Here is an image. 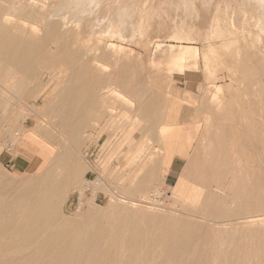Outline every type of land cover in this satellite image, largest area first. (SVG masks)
<instances>
[{
    "label": "bare ground",
    "instance_id": "6f19581e",
    "mask_svg": "<svg viewBox=\"0 0 264 264\" xmlns=\"http://www.w3.org/2000/svg\"><path fill=\"white\" fill-rule=\"evenodd\" d=\"M29 1L15 7L12 0H0V112L11 113L7 116L0 114V138L8 132L9 126H14V112L18 114L26 106L28 94H35L43 85L44 82L32 83L41 77L47 64L50 63L62 78L52 95L43 97L51 80L45 82L46 89L34 96L31 106L36 125L30 129L27 125L31 114L26 116L19 134L14 131L16 136L10 144L12 150L17 141L38 150L37 160L23 178L13 181L6 178L0 169V264H264V174L234 171L238 165L229 156L238 140L250 146L260 145L264 154V96L259 97L262 104L254 102V88L248 86L247 95L251 98L248 109L230 106L225 114L219 113L220 110L206 113L211 115L207 119L210 124L218 122V131L204 139L200 162L205 170H215L209 173V177L213 175L219 187L226 186L232 177L229 184L233 187L230 191L234 207L223 210L222 198L217 196L213 199L212 194H206L204 184L195 179L198 161L193 160L176 186L172 187L171 197L174 198V206L178 205L180 209L185 206L197 209L204 205L207 213L201 220L212 222L210 226H203L190 217L150 214L136 209L134 198L137 195L141 202L150 199L149 193L142 190L144 179L139 176H143L145 171L144 183L165 180L169 148L179 139L178 131L183 122L189 120L187 108L184 109L179 105V99H175L172 106L180 112V115H175L176 107L172 109L163 100L150 98L134 81L127 80L123 86L118 84V80L109 78L118 76V48L115 50L113 44L105 51V54L111 53L112 58L96 55L94 66L88 59L92 53H85L79 59L81 53L77 52L80 51L77 47L80 42L76 44L74 41L83 34L74 37L70 31L72 27L67 24L68 19L62 14L68 4L77 5L79 11L84 9L87 0H54L56 5L45 0H36L33 4ZM125 1L120 0L119 4L117 0L96 1L95 5L106 2L108 9L103 12L112 6L114 8L110 15L107 13L109 18L99 15L91 20L92 30L107 27L106 20L112 21L120 12L125 13L128 0ZM93 11L83 14L84 17L87 14L88 18H85L91 19ZM131 27H136L134 22ZM110 29L100 37L101 46L106 44ZM101 64L112 68L109 76L99 75L103 68ZM257 87H261L259 82ZM161 91L164 96L173 97L169 92ZM118 97L128 109L136 111L137 116L150 120L152 124L148 130L137 133L140 138L126 142L129 152L125 156V169L118 171L111 165L101 175L92 166L79 164L77 155L81 153L90 124L101 121L108 107L118 111V105L113 102ZM203 98L197 105L201 108L212 106ZM41 99L43 109L38 108ZM257 112L260 113L259 119L254 116ZM248 114L254 116L253 119ZM177 121L180 123L175 124ZM163 126L167 127V133L159 132ZM175 126L178 129H174ZM240 129L241 133H238ZM154 135L159 139L160 149L148 146L142 138ZM183 138L188 142L186 147L191 148L194 138L187 134ZM5 141L9 143L8 137ZM48 146L59 148L56 157H48L51 153ZM115 147L116 143L108 141L102 147V155ZM2 149L0 147V153ZM152 153L160 155V158H151ZM256 161L258 169H264V160ZM130 167L133 171L129 173ZM250 167L254 168L251 164ZM89 172L97 176L95 181L88 178ZM108 178L115 186L123 183L121 193H112ZM74 191L79 194L77 213L86 207L98 206L96 195L99 191L110 192L116 202L107 210L93 209L83 213L81 219H71L68 202ZM87 191H92L91 199H87ZM252 218L259 219L255 228L248 229L236 223L237 220ZM199 257L200 260L197 259Z\"/></svg>",
    "mask_w": 264,
    "mask_h": 264
},
{
    "label": "rangeland",
    "instance_id": "374dc122",
    "mask_svg": "<svg viewBox=\"0 0 264 264\" xmlns=\"http://www.w3.org/2000/svg\"><path fill=\"white\" fill-rule=\"evenodd\" d=\"M19 1L20 0H12L15 7L19 6V4L25 0ZM35 1L36 0H30L29 4H33ZM96 1L98 0H87L86 2L88 4H86L84 8L85 12H83L84 9L79 11L80 8L77 7V5H74V7L68 4L69 8L66 7L67 9L65 8L66 10L62 14L63 17L68 19H66L67 24L69 25L68 27H72L70 28L72 30H69L72 34H75L74 37H78L80 33L83 34L80 39L78 37L74 41L76 44L78 41L80 42V48L77 47L80 49V51L77 52H79V54L81 53L79 59H82L85 53H92V56L90 55L91 58L88 57V59L90 64L94 66L93 58L96 55H108L109 58H112L111 53L109 54L106 52L107 54H105V51L113 44L112 46L115 50L118 48V51H116V56L118 57V76L111 75L109 78L118 80V84L123 86H125L127 80H132L135 82L136 86L141 87L144 91L143 93L146 91L150 98L154 97L157 100H163L165 104H170V106L173 107L172 109L176 107L172 106L175 104V99H179V105H183L182 107L188 110L186 115H188L187 118L189 120L184 121L183 126L188 124L193 125L195 123L199 125L200 122L210 119V114L200 111L190 112L192 109H197L194 105L201 103L200 101L203 96L205 103L219 105V113L222 111L221 114H225L226 108L229 106H240L238 108L243 107L244 109L249 108V100L251 98L247 94L249 88L252 86L254 88V92H252L254 102L256 101V103L262 104V102H260V95L264 96V0H128L125 13L123 12L122 14L120 12L118 18L113 19L114 22L113 20H106L107 24L105 26L107 27H103V29L101 28L99 30H92V24L89 25L90 21L97 19L96 17L99 15L109 18L114 8L112 6L109 10L103 12L105 8L108 9L107 6H105L106 2L95 5ZM119 1L120 0H117L118 4ZM45 2H49L48 4L51 5L57 4L54 0H45ZM126 2L127 0L125 3ZM70 5L73 6V9ZM108 7H110V5ZM71 9L73 11H71ZM93 9L92 18L89 20L86 19L85 17L88 18V16H86L87 14L85 17L83 14ZM71 21H73L74 24ZM132 22H134L136 26L133 27V29L131 27ZM108 28H111L110 30H112V33H109V38L105 42L107 45L103 44L101 46L102 40L100 37H104L107 34ZM137 28H139V31ZM121 31L122 33L120 34ZM113 33L116 38L113 36ZM115 33H118V35ZM93 35H97L98 37ZM73 46L75 48L76 45L74 44ZM182 46L197 48L198 56L186 63L187 75H181L179 73L170 74L166 69L168 59H163L160 53L168 48H176L178 50ZM237 53L239 56L235 58V61H231L230 59L229 61L227 60L230 56L236 55ZM154 57L157 58V65L159 60L163 62L158 66L163 69V71H159V73L158 69L154 68V64L152 63ZM46 66L41 77L37 78L32 83V85H35V83L41 84L44 82L43 85L35 94H32L33 96H29L28 94L26 106H23V109L18 114L14 112L16 118L14 126L13 124L11 128L9 126L8 132L0 138V147L3 148L0 153V169L2 172H5L6 178L11 181L23 178L39 155L38 150L29 148L20 141L16 142L17 145L15 144L13 150L10 144L11 141L15 139L14 136H16L14 131L19 134L21 130L20 126L26 116L28 117L31 114L27 125L30 129L34 128L36 125L35 114L31 111V106L33 105L34 96L46 89L45 82L51 80L50 87L47 92L44 93L43 97L50 94L52 95V92L57 88V84L59 83L58 80L62 78V75L58 74V71L55 72L50 63ZM101 66L103 68H101L99 75L109 76V70L112 71V68H106L103 64H101ZM92 71L95 73L98 72L93 69ZM156 72L159 74L158 78L165 83V86H168L171 93L175 95H173L175 98L168 95L164 96L165 94L156 88L155 81L153 80L155 78L154 73ZM21 75L25 77L23 73ZM189 78L195 85L191 94L187 93V81ZM27 82H32V80H27ZM258 82L261 86L260 89L257 87ZM248 86L250 87L248 88ZM203 88L206 90L202 91ZM217 88L222 89L220 91L221 95L218 97L214 94V92H217ZM180 96H182V98H180ZM165 97L166 100L164 99ZM115 99H113V102L118 105V111H115L113 107H108L105 109V116L102 120L100 119L101 121L90 124V128L88 129L89 132L87 131L85 142L81 147V153L77 155L79 164L85 167L92 166L93 169L98 171L101 175H104L106 168L111 165L117 167L118 171H120V169H125L127 163L125 156L129 152L126 142H131V140L135 138H140L137 133L142 130L145 131V129L148 130V128L151 127L149 125L152 124L150 120L137 116L136 111L128 109L121 98L118 97L116 99L117 101ZM196 100L198 102H196ZM43 107V99H41L38 103V108L43 109ZM198 109L200 110L201 108L199 107ZM174 110L176 111L175 115H180V112L177 111L178 108ZM0 114L1 116L11 115L10 111L6 113L0 112ZM249 114L247 115L248 117L251 116ZM256 114L254 116L257 117L256 119H259L258 115H260V113L257 112ZM254 116H251V119H253ZM176 123L180 122L177 121L175 124ZM166 128L163 126L159 129V132L162 131L163 133H167L168 130ZM154 131L158 130L155 129ZM238 133H241V129ZM7 137L9 143L5 141ZM142 138L148 146L153 148L156 147V149L161 148L157 136H143ZM108 141L116 143V147L113 151H108L106 154L102 155V147ZM118 141H120L119 145ZM52 147L48 146L51 151L48 156L49 158L56 157L59 151L57 146ZM250 148L257 149L256 146L253 147V144L250 146L241 140L237 141L236 147H233L232 151L229 153L230 160L238 165L237 170L234 171L264 174V169L259 170V167L256 166V160H259V158L260 160H264L263 152H261V154H259L258 150V153L250 152ZM150 157L157 160L160 158V155L152 153ZM105 158H108L107 162L104 161ZM201 162L198 161L197 164H201ZM250 164L254 166L253 169L250 167ZM181 165L183 167L185 161H182V163L178 162L172 176L170 178L168 177L167 184L170 186L176 184V175ZM128 171L129 173L132 172L133 168L130 167ZM203 172V176L195 177V179L201 180L202 184H204L206 194H212L213 199L217 196L222 198L223 210L234 207L233 195L230 191L233 187L229 184L232 177H230L226 186L223 185V187H219L215 183L213 175L209 177L210 174L215 172L214 169H204ZM142 175L143 176H139V178L142 177L144 179L141 184L142 190H146V192L149 193L148 197L150 199H148L147 202H141L139 195H137L136 198H134L135 201H137L134 208L146 211L150 214L162 213V215L175 214L176 217H190L206 227L212 224V222L201 220L203 217L202 215L207 213V210H204V205H201L197 209H192L188 206L180 209L178 205L175 207L174 198L171 197L172 188L165 185V180L160 181L159 179L153 184L150 182L144 183L145 171ZM88 178L91 181H95L97 176L89 172ZM186 178L187 177H184V180H186ZM108 180L112 193L115 192L118 194L122 189L123 183L119 182L115 186L111 178H108ZM86 196L87 199H91V197H93L92 191H87ZM78 198L79 194L74 191L68 202L70 207L68 216L75 220L81 219V216L84 215L83 213L93 209L107 210L110 205L116 202V199L113 198L110 192L99 191L96 195L98 206L86 207L81 213H77ZM258 221V218H252L237 220L236 223L250 229L255 228V224ZM203 250H205V248H203ZM197 259L200 260V257Z\"/></svg>",
    "mask_w": 264,
    "mask_h": 264
},
{
    "label": "crops",
    "instance_id": "0c3cea01",
    "mask_svg": "<svg viewBox=\"0 0 264 264\" xmlns=\"http://www.w3.org/2000/svg\"><path fill=\"white\" fill-rule=\"evenodd\" d=\"M157 53V52H155ZM161 57H163V59H168L167 61V66L166 69L170 74L173 73H179L181 75H187V65L186 63L191 60V59H195L198 56V49L195 47H185L182 46L180 47L178 50L176 48H168L166 50L161 51ZM239 54L237 53L236 55H232L230 56L227 60L229 61V59L231 61H235V58H238ZM162 60V59H161ZM157 58L154 57L153 58V64H154V68L158 69V73L159 71H163L162 68L158 67L159 65H161L163 62L159 60V63L157 65ZM159 74L154 73V81H155V86L157 89L159 90H163L165 92H169L170 94L174 95L173 93H171V91L169 90L168 86H165V83L160 80V78H158ZM195 85L194 82L189 78L187 81V88H188V94L192 93V90L194 89ZM206 90V89H202ZM222 89L221 88H217V92H214L215 96L217 95V97L220 94V91ZM175 96V95H174ZM180 98H182V96H180ZM229 106V105H228ZM194 107H196L197 109H192L190 110L193 112H197L200 111L203 113H217L219 112V105H213L209 106V105H205L204 109L201 108V105H194ZM201 108L200 110L198 108ZM230 107V106H229ZM216 125L210 124V122H208V120L200 122L199 125H197L196 123L191 125H185L182 126L180 131H178L179 134V139L176 141L175 144H173V146H171L169 148V158H168V162H167V167H166V174H165V185L168 186L169 188L175 187L177 182L179 181V178L181 177V175L183 174L184 170L189 166V163L193 160L195 161H202V157L200 156V153L202 152V146L204 143V139H206L208 136H214V134H216V132L218 131V125H217V121H215ZM174 129H177V127H173ZM188 135V137L192 136L194 138L193 141V145L191 148H187V144L188 142L186 141L184 137V135ZM182 135V136H180ZM196 144V145H195ZM257 147V149H249L250 152H259V154H261L262 152V148L260 145L258 144H253V147ZM260 148V149H259ZM254 150V151H253ZM261 150V151H260ZM257 152V153H258ZM192 159V160H191ZM260 160V159H259ZM182 161H185V165L182 167H180L179 171L177 172V182L175 185L170 186L169 184H167L168 181V177L170 178L175 170V166L178 162L182 163ZM187 164V165H186ZM204 168L201 164H197L195 165V177H201L204 175Z\"/></svg>",
    "mask_w": 264,
    "mask_h": 264
}]
</instances>
